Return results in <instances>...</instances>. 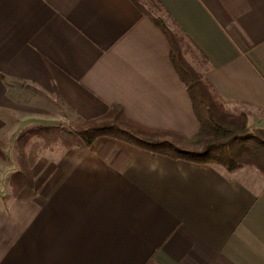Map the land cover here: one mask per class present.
Instances as JSON below:
<instances>
[{
	"label": "crops",
	"instance_id": "obj_1",
	"mask_svg": "<svg viewBox=\"0 0 264 264\" xmlns=\"http://www.w3.org/2000/svg\"><path fill=\"white\" fill-rule=\"evenodd\" d=\"M142 2L151 16L134 0H0V264H264L255 167L228 171L108 137L43 150L32 167L20 160L39 128L112 106L196 135L156 20L230 110L264 115V0Z\"/></svg>",
	"mask_w": 264,
	"mask_h": 264
},
{
	"label": "trees",
	"instance_id": "obj_2",
	"mask_svg": "<svg viewBox=\"0 0 264 264\" xmlns=\"http://www.w3.org/2000/svg\"><path fill=\"white\" fill-rule=\"evenodd\" d=\"M136 4L150 15L142 0ZM151 16V15H150ZM165 30L171 44V59L192 100L200 129L191 138L170 130L156 129L139 124L129 118L120 106L94 119L79 121L68 128L43 127L35 131L20 149V160L32 167L43 150L55 148L84 150L100 137H108L155 155H165L197 164H218L228 171L255 167L264 175V128L251 125L248 110L231 111L213 91L208 81L194 70L182 54V42ZM34 141V142H33ZM31 145L30 153L26 148ZM30 170L19 172V181L31 177ZM20 186H27L21 184ZM31 187V186H30Z\"/></svg>",
	"mask_w": 264,
	"mask_h": 264
},
{
	"label": "rangeland",
	"instance_id": "obj_3",
	"mask_svg": "<svg viewBox=\"0 0 264 264\" xmlns=\"http://www.w3.org/2000/svg\"><path fill=\"white\" fill-rule=\"evenodd\" d=\"M46 108H49V107H44V109H46ZM239 109L240 108H236V109L232 108L231 111H239ZM70 118H71V116L68 114L66 116V119L65 118L62 119L65 122V125L63 123H61V125L65 126V128L69 127L70 125H69L68 121H70ZM251 125L254 127H263L264 128V115H257V114H253V112H252Z\"/></svg>",
	"mask_w": 264,
	"mask_h": 264
}]
</instances>
